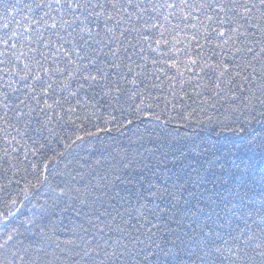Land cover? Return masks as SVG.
<instances>
[{"label":"snow or ice","instance_id":"obj_1","mask_svg":"<svg viewBox=\"0 0 264 264\" xmlns=\"http://www.w3.org/2000/svg\"><path fill=\"white\" fill-rule=\"evenodd\" d=\"M173 123L193 145L175 150L182 170L206 126L264 148V0H0V264H264V217L251 226L246 194L205 199L191 165L171 184L145 176L174 147L157 134ZM53 138L64 151L23 167ZM21 170L36 180L24 199L34 188L48 198L24 220L12 195ZM181 204L202 219L197 236L157 244L154 221Z\"/></svg>","mask_w":264,"mask_h":264},{"label":"trees","instance_id":"obj_2","mask_svg":"<svg viewBox=\"0 0 264 264\" xmlns=\"http://www.w3.org/2000/svg\"><path fill=\"white\" fill-rule=\"evenodd\" d=\"M231 127H239V125L233 124ZM262 127L264 126L261 124L255 125L257 130ZM189 131V129L177 128L175 123L168 126L166 129L157 130L158 135L166 137L165 143L174 147L169 151L167 158L163 159L161 163L153 168L152 172L145 170V176L153 182L159 177L161 183L167 181L171 184L172 181H175L177 173L183 176L185 171L190 170L188 167L189 165L199 168V178L195 173H193L191 177L193 181L200 179V183L194 190L198 194L202 193L205 199L208 197L215 199L216 194L219 193L225 199H232L233 204L238 203L237 194H246V202H251L250 211L252 212V216L249 223L252 227H255L256 225L253 224L252 221L254 220L259 223L262 217H264V212L261 211L262 204H264V179H262L264 178V148L259 147L258 142L249 143L251 137L246 138L244 133L233 132L231 128L222 130L220 127L212 129L206 126L202 131L198 130L192 134V139L195 140L197 145H200V148L198 152H190L187 159H182L185 165V168L182 170L180 164L173 163V161L180 157V153L179 151H175L176 149L185 144L188 145L189 149L193 146L191 139H179V137H183L185 133ZM169 133L171 135H169ZM60 136L66 137V133L61 132ZM173 137L177 139L173 140ZM120 141L122 144H127L125 137H121ZM146 146L152 147L153 145L149 144ZM185 150L187 151V149ZM62 151H64L63 139L53 138L49 147L40 155H29L28 162H25L23 167H28L29 162L37 163L42 166L44 163H48V160L51 159L55 152ZM76 151L79 157L87 156V153L83 149H78ZM173 152H175V155H173ZM69 159H71V157H69ZM65 163H67L65 158L57 157L56 160L48 164L50 172L49 179L54 184H60L68 179V177L62 175L66 171ZM152 163L156 164L155 158H153ZM72 168H78V165L73 163L71 168L67 171H70ZM33 171L34 170L31 168L28 169V173H32ZM35 171H40V169ZM153 172L155 175H153ZM28 173L21 170L19 175L15 177L20 180V183L19 185H13L12 189V195L16 196L19 200L17 206L23 205V207H21L23 215L20 216L19 213L17 214L20 216L21 220L31 215V213L27 211V208H31L37 203H43L48 199L46 190L36 188L32 189V192L29 193V199H24L25 194L23 189L26 186V181L28 185L36 183L35 176ZM9 175L11 174L9 173ZM120 188H131V185H121ZM120 188L116 190L120 191ZM133 191H135V189H133ZM121 195L130 200L132 205L136 204V197L130 192L122 191ZM0 196L6 198L7 193H0ZM37 196H39V199H37ZM185 198H188L187 193H185ZM48 203H51V201H48ZM193 204H195V201H193ZM105 206L107 207V204ZM188 207V205L181 204L180 208L184 211H178L175 219L172 218L171 212H169L168 216L163 220L154 221V223L160 225L158 231L154 229L156 232L154 239L157 244L164 245L165 241H174L176 240V236L186 237V234L191 235L193 238L197 236V233L192 232L191 229L197 228L199 223L203 221L201 218L185 215ZM200 207L203 208L204 204L201 203ZM2 208L3 202L0 200V209ZM13 211H15V209H13ZM176 219L182 221L179 226L176 223ZM50 220L57 228L60 227L58 214L51 216ZM42 223L48 224L49 221L44 220ZM44 230L48 231V228ZM173 233H176V235L174 236ZM58 236L61 240L65 239V234L63 233H58ZM167 247L171 248L172 244L168 243Z\"/></svg>","mask_w":264,"mask_h":264}]
</instances>
